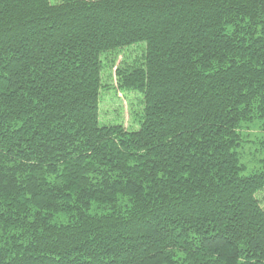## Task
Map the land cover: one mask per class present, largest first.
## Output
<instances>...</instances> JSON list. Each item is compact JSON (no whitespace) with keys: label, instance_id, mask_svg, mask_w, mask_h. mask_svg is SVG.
Instances as JSON below:
<instances>
[{"label":"trees","instance_id":"16d2710c","mask_svg":"<svg viewBox=\"0 0 264 264\" xmlns=\"http://www.w3.org/2000/svg\"><path fill=\"white\" fill-rule=\"evenodd\" d=\"M263 196L264 0H0V264H264Z\"/></svg>","mask_w":264,"mask_h":264},{"label":"rangeland","instance_id":"374dc122","mask_svg":"<svg viewBox=\"0 0 264 264\" xmlns=\"http://www.w3.org/2000/svg\"><path fill=\"white\" fill-rule=\"evenodd\" d=\"M131 49L126 52L128 57L132 55H138L137 58L140 56V49ZM114 67V66H113ZM105 68L102 72V84L106 86V89L101 90L100 92V102H99V121L101 124H113V123H120L125 128L130 129L132 122V117H130L131 111H140V97L136 94H127V93H119L115 88V77L113 75L114 68ZM110 89V90H109ZM135 124V123H134ZM136 128V125L133 126ZM255 129H250V137L255 136ZM254 133V134H253ZM261 133V132H260ZM253 134V135H252ZM261 134L258 136L260 137ZM244 150L246 155L242 156V163L246 164L247 171H252L257 165H254V161L249 155L248 147L244 146ZM264 201V196L262 197ZM264 204V203H263Z\"/></svg>","mask_w":264,"mask_h":264}]
</instances>
